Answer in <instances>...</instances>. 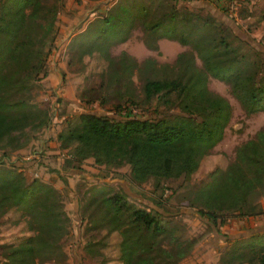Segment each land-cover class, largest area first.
Returning <instances> with one entry per match:
<instances>
[{"label": "trees", "instance_id": "trees-1", "mask_svg": "<svg viewBox=\"0 0 264 264\" xmlns=\"http://www.w3.org/2000/svg\"><path fill=\"white\" fill-rule=\"evenodd\" d=\"M165 2L166 8L163 0H114L104 15L88 21L78 33L84 41L79 53L97 51L107 61L105 73L116 80L129 75L137 61L121 49L118 66H112L109 48L125 40L137 23L141 26L142 42L148 48L157 49L159 37L189 44L190 50L175 55V65L180 66L176 67L174 77H146L142 83L144 99L154 97L156 103H164L166 95L177 89V104L182 113L170 117H113L79 112L76 124L56 134L60 147L72 144L68 148L70 156L63 161L65 165L87 156L105 163L123 157L129 164L132 180L137 182L150 175L154 179L179 173L190 177L200 158L220 137L228 114V104L202 95L204 90L198 82L205 80L206 73L229 82L234 97L247 113L264 108V83L252 78L256 69L251 67V72H245L242 54H234L212 23L199 16L196 21L195 14L193 19L179 16L173 0ZM55 11L56 0H0L2 147L9 143L14 131L35 122L44 124L46 120L45 108L29 101L28 88L34 74H43ZM259 17L264 20V10ZM194 55L200 57L203 69L195 68ZM143 60L149 70L154 60ZM196 96L201 99H195ZM219 112L222 120H216ZM215 124L220 130L214 134ZM201 144L205 148H200ZM3 162L0 161V214L10 206L16 208L23 217L26 233L15 244H6L5 259L0 264H35L36 258L49 256L48 252L57 250L61 254L56 237L66 231L68 217L58 190L36 177L25 182L19 170ZM190 191L188 204L210 223L261 212L256 205L264 195V125L235 146L233 158L223 167H212L207 182ZM102 203L103 218L107 217L108 225L119 233V264H175L192 245L191 240H180L174 235L171 227L161 226L155 213L128 205L124 192L104 195ZM157 235L168 236L173 247L155 245L152 249ZM218 260L220 264H264V231L232 240Z\"/></svg>", "mask_w": 264, "mask_h": 264}, {"label": "rangeland", "instance_id": "rangeland-1", "mask_svg": "<svg viewBox=\"0 0 264 264\" xmlns=\"http://www.w3.org/2000/svg\"><path fill=\"white\" fill-rule=\"evenodd\" d=\"M113 1L56 0L53 36L44 58V71L32 76L28 88L29 101L45 108L46 120L44 124L35 122L19 132L14 131L9 143L5 147L0 145V161L4 160L3 163L19 170L25 182L36 177L58 190L68 217L66 231L56 237L62 253L57 250L48 252L49 256L36 258L35 264H119V233L108 225L107 217L103 218L105 209L102 203L104 195L116 191L126 194L128 205L145 207L155 213L159 224L166 229L171 227L172 233L180 240L192 241L190 249L175 264H220L218 257L230 247L232 240L264 231V195L258 198L256 205L261 212L241 218L229 216L217 219L215 223L200 217L188 204L190 190L209 180V170L216 165L223 167L233 158L235 146L264 125V108L247 113L234 97L229 82L209 73L202 83L201 80L198 82L204 90L202 95L228 104V114L220 137L200 158L190 177L185 178L179 173L154 179L150 175L137 182L132 180L129 164L123 157L105 163L95 162L92 156H87L66 165L63 163L68 156L61 153L68 151L72 144L60 147L56 134L76 124L79 112L113 117H170L173 113H182L177 104V89L166 95L164 103H156L154 97L144 99L142 93L146 77L172 78L176 75V67L180 65H175L178 52L174 48L142 49V52L135 50V54H130L121 44L111 46L112 66H118L121 49L137 61L129 75L116 80L105 73L107 61L97 51L79 53L84 41L78 33L88 21L104 15ZM165 1L170 0H163L166 8L168 3ZM172 3L179 16L193 19L195 14L196 21L199 16L212 23L234 54H242L245 72H251V67L256 69L252 78L264 83V20L259 17L264 10V0H236V15L228 10L223 0L218 5H201L200 0H173ZM140 27L137 23L130 29L126 39L128 47L141 43ZM78 43H81L80 47ZM181 45L183 50L191 49L189 44ZM143 59L154 60L149 70ZM194 63L195 68L203 69L197 55H194ZM195 99L201 98L196 96ZM222 116L219 112L216 120H222ZM212 128L214 134L220 130L217 124ZM199 147L205 148V145ZM24 233L23 217L18 215L16 208L10 206L0 214V263L5 259L6 244H15ZM155 239L152 249L156 248L155 245L173 247L168 236L157 235ZM97 240L101 243L95 244Z\"/></svg>", "mask_w": 264, "mask_h": 264}, {"label": "crops", "instance_id": "crops-1", "mask_svg": "<svg viewBox=\"0 0 264 264\" xmlns=\"http://www.w3.org/2000/svg\"><path fill=\"white\" fill-rule=\"evenodd\" d=\"M219 1L220 0H209V1L208 0H200V3H201V5H204L205 3L209 4V5L211 3H214V4L218 5ZM126 39L121 41V42H118L117 44H121L123 46V48L125 47V50H127L130 54H135V50L141 51L142 49H144V50L152 49V48H148L146 45H144L142 40H141V43L137 42V43H134L133 46L128 47L127 43H129V41H127ZM156 44H157V47H158L157 49L158 50H163V48H166V49L168 48L169 49V47H172V48H174V50L179 52V51L184 49V46H182L178 41H176V43H175L173 41V39L169 40L168 38H165V37H159L156 40ZM157 49H153V50H157ZM122 50H124V49H122ZM262 200L264 201V197H262Z\"/></svg>", "mask_w": 264, "mask_h": 264}, {"label": "built area", "instance_id": "built-area-1", "mask_svg": "<svg viewBox=\"0 0 264 264\" xmlns=\"http://www.w3.org/2000/svg\"><path fill=\"white\" fill-rule=\"evenodd\" d=\"M223 1H225L226 2V7L228 8V10L230 11H232V13L234 14V15H236V0H223ZM231 13V14H232ZM68 151H66V150H63L62 151V155H66V156H70V153L68 152Z\"/></svg>", "mask_w": 264, "mask_h": 264}]
</instances>
